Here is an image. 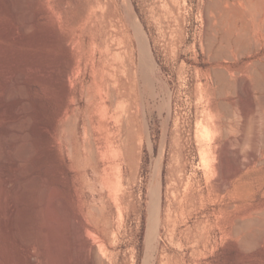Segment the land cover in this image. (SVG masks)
Listing matches in <instances>:
<instances>
[{"label": "rangeland", "instance_id": "1", "mask_svg": "<svg viewBox=\"0 0 264 264\" xmlns=\"http://www.w3.org/2000/svg\"><path fill=\"white\" fill-rule=\"evenodd\" d=\"M215 2L0 0V26L7 28L5 55L0 56L7 80L0 72V87L10 89L7 98H0V180L6 175L2 180L11 189L0 201L7 211L5 217L0 212L5 264H87L81 226L104 245L100 264H177L184 259V264H199V259L200 264H264V0H225L219 7ZM86 8L105 18L112 37L104 48L117 53L126 92L118 116L107 105L113 144L93 139L101 152L97 158L89 137L92 132L93 138L102 137L99 120L105 111L94 109L90 121L87 95L83 98L78 88V100H64V90L75 86L68 88L61 78L68 61L78 66L83 58L86 68L90 39L79 36ZM223 12L228 13L225 19ZM136 25L152 58L145 74ZM88 62L86 83L92 81L93 63ZM2 90L0 97H6ZM65 102L70 113L62 117ZM226 140L231 143L226 164L241 172L222 187L217 153ZM210 145L220 147L209 150ZM22 146L26 152L19 157ZM95 163L107 168L122 189L123 212L116 191L103 186L92 168L84 171ZM212 182L217 183L213 190ZM185 185L193 197L180 191ZM154 192H160L161 221L148 250ZM187 195L190 200L196 196L192 203ZM180 198L190 213L184 207L177 217L173 203ZM202 226L210 242L196 237L205 235ZM191 228L203 240L197 242ZM180 243L195 247L182 244V250ZM193 248L197 253L190 256Z\"/></svg>", "mask_w": 264, "mask_h": 264}, {"label": "bare ground", "instance_id": "2", "mask_svg": "<svg viewBox=\"0 0 264 264\" xmlns=\"http://www.w3.org/2000/svg\"><path fill=\"white\" fill-rule=\"evenodd\" d=\"M3 1H6V0H3ZM45 1V0H44ZM216 2H215V7H219L220 5H223V3H225V0H215ZM237 1H240V0H237ZM213 4V3H212ZM212 4L210 5V3H209V5L210 6H212ZM214 5V4H213ZM214 7V6H213ZM209 8H212V7H209ZM85 15H84V17H83V20H82V22H83V24H82V27H81V34L79 35L80 36V38H83V39H85L86 37H88L90 40H89V51H90V56H89V58H88V61L90 60V61H92V74H91V76H92V81L91 82H89V83H86V81H85V78H86V73H87V64L89 63L88 61H87V63L86 64H84L85 66H86V68H82V66H81V63H82V60H83V58H82V60L80 59V58H78V59H80L79 61V65L78 66H76V65H74L72 62H70V61H68V63H66L65 64V66H64V68L62 69V71H61V78H62V80H63V82L65 83V84H68L67 86H68V88L69 87H71V86H75V88L74 87H71L70 89H66V90H64L65 92L63 93L64 95H65V99L64 100H72V101H75L76 99H77V89L78 88H80L81 89V91H82V93L84 94V97L83 98H85V96L87 95V99L88 100H86V101H89V106H90V116H89V118H90V121L92 120V114H91V112L94 110V109H100L101 111L103 110V111H105V113H102V115H101V120H99L100 121V127H99V131H100V133L102 134V137H100V138H93L94 137V132H92L91 133V135H90V137H89V142H90V144H91V146L93 147V152H94V157H98L99 156V154H101V152L99 151V148L97 147V149H95V146H94V142H93V139H94V141H100V140H102V139H106L107 138V140L109 141V143L112 145L113 144V134L111 133V129L109 128V124L107 123V116H106V113H107V111H108V109H113L114 110V108H115V114L116 115H114V116H118L117 114L119 113V100L121 99V98H123L124 96L126 97V92H124L123 90L125 89V82H124V78H123V69H122V65H120L118 62L119 61H117V60H119V59H117L118 57H117V53L115 54V52L112 50V48L110 47V46H107V47H105L104 48V45H105V43L106 42H108L109 41V38L110 37H112V35L110 36V34H109V32L107 31V29H106V21H105V18H104V16L103 15H101L100 14V12L98 11V10H95V9H88V8H86L85 9V13H84ZM228 16V13L227 12H223L222 13V15H221V17H222V19H225L226 17ZM1 22V21H0ZM76 27H78L77 26V24H76ZM77 29V28H76ZM135 30L137 31L136 33H138V40H139V46H140V54H141V64H142V66H141V68L143 69V71H144V74H145V68H147V66L151 63V60H152V58H151V54H150V51H149V47H148V44H147V41H146V39H145V37L143 36V33H142V31H141V29L138 27V25H136L135 26ZM94 32H95V34H94ZM97 32H98V34H97ZM94 36H93V35ZM73 35V34H72ZM93 36V37H90V36ZM6 38H7V28H6V24L4 23V24H2L1 26H0V39L2 40L1 41V43H0V56H4L5 55V50H6V47H5V41H6ZM69 43H71L70 41H66V45L67 44H69ZM95 44V45H94ZM113 44V43H112ZM80 45V44H79ZM82 45V44H81ZM74 46V45H73ZM83 48V47H82ZM84 49V48H83ZM81 50V49H80ZM88 51V52H89ZM112 51L114 52V56H111V54H112ZM84 52V51H83ZM84 53H86V52H84ZM84 53H81V54H84ZM97 54L99 55V56H97ZM120 55V54H119ZM118 55V56H119ZM80 57H82V55H80ZM87 57V56H86ZM71 58V57H70ZM69 59V58H68ZM66 61V60H65ZM86 61V60H85ZM117 61V62H116ZM1 62H2V66H1V74H3L2 76L4 77V79L5 80H7L6 79V73H5V70H4V60H1ZM77 63V62H76ZM85 63V62H84ZM89 69V68H88ZM125 69V68H124ZM89 70H91V69H89ZM59 71V72H60ZM142 71V72H143ZM147 71V70H146ZM129 72H131V69H129L128 70V73ZM90 73V72H89ZM0 74V75H1ZM88 76H89V74H88ZM87 76V77H88ZM90 77V76H89ZM144 77H146V76H144ZM87 80H88V78H87ZM90 80H91V78H90ZM4 83V82H3ZM2 84V83H1ZM6 85V86H5ZM5 85H3L2 84V86L0 87V88H2L3 87V90H2V93L1 94H3V95H5V94H8V93H10V89L8 90L7 89V84H5ZM9 88V87H8ZM80 89H79V91H80ZM7 91H8V93H7ZM1 92V91H0ZM81 94V93H80ZM9 95V94H8ZM1 96V95H0ZM6 97H0V98H7V95H5ZM9 97V96H8ZM81 98H82V96H81ZM82 98V99H83ZM78 100V99H77ZM80 100V99H79ZM1 101V100H0ZM3 102V104H4V99L2 100ZM71 102V101H70ZM64 103V102H63ZM74 103V102H73ZM76 103H77V101H76ZM108 103L109 104H111L110 105V108H108L107 107V105H108ZM88 104V103H87ZM87 110V112H88V107L86 108ZM77 111L78 110H76V114H77ZM98 111V110H97ZM70 113V105H69V103L67 104L66 102H65V108H61V110H60V113H59V116H67L68 114ZM84 113H86V112H84ZM88 114V113H87ZM96 115V114H95ZM94 115V116H95ZM97 117H98V115H97ZM59 118V117H58ZM61 119V118H60ZM59 119V122L60 121H62V120H60ZM118 119V118H117ZM62 123V122H61ZM60 123V124H61ZM65 125V124H64ZM75 125V124H74ZM77 124H76V128H77ZM100 135V134H99ZM227 135V134H226ZM217 141H219V140H217ZM94 143V144H93ZM98 144V143H97ZM202 144V143H201ZM96 145V144H95ZM220 147V146H219ZM219 147H217V146H213V145H210L209 147H208V149L209 150H212V149H218ZM230 147H231V143L228 141V140H226V142L224 143V145H223V147H222V149L217 153V157H218V160H220V166L219 167H217L216 166V170H217V174L219 173L218 171H220V175L221 176H223V186L222 187H224L225 185H227L228 184V186H229V182L232 180V178L235 176V175H237L239 172H241V169L240 168H238L237 170H235L234 169V167L230 164H226V161H229L228 160V158H227V160H226V156L228 155L229 156V154H227V152H228V149H230ZM206 148V147H205ZM204 149V148H203ZM208 151V150H207ZM25 152H26V147L25 146H22V147H20L18 150H17V154H18V156L19 157H23L24 156V154H25ZM210 153V152H209ZM208 153V154H209ZM207 153H206V155H208ZM206 155H204V156H206ZM207 157H205V159H206ZM230 162V161H229ZM2 164V163H1ZM3 165V164H2ZM3 167V166H2ZM1 167V168H2ZM92 168L93 170H94V172L95 173H97L98 175H99V177H100V179H101V183L103 184V186H105V187H107L109 190H111V191H116V194H117V197H116V205H117V207H118V209H119V211H120V213L121 212H123V210H124V202H125V197H124V195L123 194H121L120 193V191H122V189L120 188V186L117 184V183H115L114 181H113V179L111 178V176H110V174L107 172V168L106 169H103V170H101L100 169V166H99V164L98 163H95V164H89V165H87V167H86V169L84 170V171H86V173H87V171H88V168ZM0 168V169H1ZM4 168H5V166H4ZM3 168V169H4ZM7 168V167H6ZM5 168V169H6ZM89 168V169H90ZM211 168H213V167H211ZM208 169H210L209 167H208ZM0 171H2V170H0ZM206 171H209V170H206ZM182 172V171H181ZM183 173V172H182ZM209 174H212V176H213V170L211 171V173H209ZM208 174V175H209ZM3 175H5V173H3ZM2 176V175H1ZM0 176V177H1ZM6 176V175H5ZM4 176V177H5ZM180 176V175H179ZM183 176V175H182ZM210 176V175H209ZM211 176V177H212ZM3 177V178H4ZM2 178V179H3ZM212 178H214V176L212 177ZM1 179V180H2ZM8 179V178H7ZM10 179V178H9ZM99 179V180H100ZM1 180H0V182H1ZM191 180V179H190ZM2 182H3V180H2ZM5 182V181H4ZM3 182V183H4ZM176 182V181H175ZM208 183V182H207ZM1 184V183H0ZM120 184V183H119ZM189 184V183H188ZM214 184H217V183H214V182H212V186H210L211 188L210 189H212V187H213V185ZM191 185V184H190ZM190 185L188 186V187H190ZM220 185V184H219ZM10 185H9V182H8V180L3 184V186H0V201L1 202H4V201H6V198H7V193H9V192H7L8 191V189L10 188L9 187ZM217 186V185H216ZM228 186H225V187H228ZM182 187V186H181ZM183 187H185V190H180V187L178 188V190H180V191H185V192H182V193H186V194H188L189 193V191L191 192V188H186V185L185 186H183ZM218 187V186H217ZM216 187V188H217ZM222 187H221V189L220 190H222ZM175 188V187H174ZM105 189V188H104ZM176 189H177V186H176ZM175 189V190H176ZM189 189V190H188ZM209 189V190H210ZM214 189V188H213ZM212 189V190H213ZM217 189H219V188H217ZM223 189H225V188H223ZM9 190H11V189H9ZM219 190V191H220ZM188 193H187V192ZM192 191H194L193 190V188H192ZM173 192H174V189H173ZM172 192V193H173ZM176 192H178L179 193V191H177L176 190ZM175 192V193H176ZM195 192V191H194ZM210 192V191H209ZM174 193V194H175ZM178 193H176V195H180L181 194V192H180V194H178ZM193 192H191L190 194H189V197L190 196H194V195H191ZM211 193V192H210ZM111 194H112V192H111ZM116 194L114 193V195L116 196ZM174 194L172 195L173 196V199H174ZM201 194V193H200ZM203 194V193H202ZM201 194V195H202ZM159 195H160V192H159V194H157L156 192H154L153 194H152V196H151V200H150V203H149V209H148V230H147V237H146V246H147V249L148 250H150L151 248L153 249V244H154V242H155V240H156V237H157V234H158V230H159V225H160V221H161V216H160V198H159ZM175 195V196H176ZM185 195V194H184ZM184 195H182L181 197H184ZM210 195V194H209ZM9 196V195H8ZM171 196V197H172ZM204 196V195H203ZM188 197V195L186 196V198ZM189 197L187 198V200H189L190 202H191V200L192 199H194V198H192L191 200L189 199ZM202 197V196H201ZM176 198H179V197H177L176 196ZM185 198V197H184ZM183 198V200H185ZM9 199V198H8ZM182 198H180V201H175V203H173L172 204V202H171V205H173L174 206V208L175 209H173L175 212H176V216L177 215H179V212L178 211H180V210H184L183 208L185 207V203L187 202H185L184 203V201L183 200H181ZM175 200V199H174ZM177 200H179V199H177ZM10 201V200H9ZM194 202V201H193ZM7 203H8V201H7ZM192 203V202H191ZM191 203L188 205L189 207H190V205H191ZM187 204H188V202H187ZM194 204V203H193ZM10 205V204H9ZM9 205H7V206H9ZM5 204L3 203L2 204V206H0L1 207V215H2V217H5V213L7 212L6 210H5ZM9 210V209H8ZM187 210H188V208H187ZM186 210V207H185V211H187ZM6 211V212H5ZM169 211V210H168ZM173 211V213L175 214V212ZM170 212V211H169ZM182 212V211H181ZM188 212L190 213V210H188ZM187 213V212H186ZM188 213V214H189ZM123 214V213H122ZM182 214L183 215H186L185 213H184V211L182 212ZM170 217H172L171 215V212H170ZM180 215H181V213H180ZM179 215V216H180ZM182 216V215H181ZM2 217H0V218H2ZM8 217V216H7ZM178 217V216H177ZM186 217H188L187 215H186ZM176 218V217H175ZM181 220H182V218L181 217H179ZM185 217L183 216V219H184ZM187 219V218H186ZM4 220V219H3ZM7 220V219H6ZM5 220V221H6ZM177 218H176V222H177ZM188 220V219H187ZM180 221V220H179ZM178 221V222H179ZM0 222H1V220H0ZM183 222H184V220H183ZM186 222V221H185ZM184 222V223H185ZM3 223H4V221H3ZM7 223V222H6ZM6 223H4V224H6ZM180 223H181V221H180ZM4 226H6V225H4ZM178 226L179 225H177V223H175L174 222V228H173V230L174 231H176V229L178 228ZM180 226H181V224H180ZM9 227V226H8ZM201 228H202V230H201ZM201 228H197V229H199V231L201 230L202 231V233L203 234H205L204 232H206V233H208L207 231H204L205 229V226H202ZM206 228H207V226H206ZM6 229V228H5ZM179 229V228H178ZM190 229V228H189ZM188 229V230H189ZM204 229V230H203ZM196 230V229H195ZM173 231V232H174ZM190 231H192L193 233H192V235L194 234V229H192L191 228V230ZM210 231V230H209ZM78 232H80L79 233V235L81 236V238H82V241H81V245L83 244V246L84 247H81V248H84V255H85V259H87V264H100V257H105L104 256V254H103V244L101 245L100 243H98V241L97 240H99L100 238L97 236H95V232L93 233V232H91V231H89V230H87V229H85L84 227H80V229H79V231ZM185 232V231H184ZM177 233V232H176ZM187 233V231L185 232V234ZM197 233H198V231H197ZM196 233V231H195V234H197ZM201 233V232H200ZM201 233V234H202ZM188 234V233H187ZM186 234V235H187ZM195 234L193 235L194 236V238H196L197 236H200V238L201 237H203V238H209V234L207 235V234H205V235H200V234H198V235H196V237H195ZM184 235V234H183ZM192 235H191V239H190V241H192L193 240V238H192ZM182 236V235H181ZM185 236V235H184ZM189 236H190V234H189ZM186 237H188V235L186 236ZM98 238V239H97ZM183 238V237H182ZM185 238V237H184ZM199 238V240H203V239H200ZM205 238V239H206ZM178 239H180V238H178ZM177 239V240H178ZM188 239H189V237H188ZM197 239V242H200L199 240H198V238H196ZM203 240V242L204 241H209V239H206V240ZM177 240H176V242H177ZM187 240V239H186ZM185 240V241H186ZM195 240V239H194ZM193 240V241H194ZM1 241V240H0ZM96 241H97V243L98 244H96ZM180 241H182V240H180ZM184 241V242H185ZM192 241V242H193ZM194 242H196V240L194 241ZM202 241H201V243H203ZM210 242V241H209ZM178 243H179V241H178ZM186 243V242H185ZM206 243V242H205ZM181 244V243H180ZM183 244V243H182ZM182 244L180 245V246H182ZM195 244H197V243H195ZM200 244V243H199ZM198 244V247H199V249L198 250H200V252H201V245H199ZM210 244V243H209ZM184 246H186L187 245V247H189V245H191V244H183ZM194 245V244H193ZM193 245H191V246H193ZM204 246L205 245H207V247L205 246H203L204 248H206V250H207V248H208V243H206V244H203ZM184 246H182V247H180V248H182V250H183V247ZM190 246V247H191ZM177 247H179L178 245H177ZM189 247V248H190ZM194 247H195V245H194ZM204 248H203V250H204ZM106 249V248H105ZM192 249V248H191ZM194 249V248H193ZM197 249L195 250L196 252H191V254L192 255H190V256H194V254L195 253H197ZM147 250V251H148ZM180 250V249H179ZM185 250V249H184ZM81 251H83V249L81 250ZM154 251V250H153ZM180 252V251H179ZM200 252H198V253H200ZM83 253V252H82ZM147 253V252H146ZM178 253V252H177ZM183 253H184V251H183ZM204 253V252H203ZM203 253H202V255H203ZM155 254V253H154ZM175 254V253H174ZM179 254H182V252L181 253H179ZM103 255V256H102ZM148 255V254H147ZM189 255V254H188ZM201 255V256H202ZM80 256H81V254H80ZM174 258L176 257V256H174V255H172ZM171 256V257H172ZM178 256V255H177ZM200 256V254H199V256H195V258L196 257H201ZM107 257V256H106ZM182 257V256H181ZM178 259H176V261L177 260H179V258L180 257H177ZM183 258V257H182ZM182 258H180V260L182 259ZM188 258H189V256H188ZM191 258V257H190ZM202 258H204V257H202ZM109 259V258H108ZM172 260H175V259H173V258H171ZM194 259V258H193ZM104 260V259H103ZM168 260V259H167ZM167 260H165V262L167 263ZM185 260V259H184ZM183 260V262L181 263L180 261V263L181 264H184V261ZM188 260V259H187ZM190 260H192V259H190ZM202 260V259H201ZM169 261V260H168ZM182 261V260H181ZM199 261V264H200V259L198 260ZM86 262V261H85ZM107 261H105V263H106ZM147 262H148V260H147ZM189 263H190V261H188ZM194 262V261H193ZM169 264H172V262L170 261V262H168ZM167 263V264H168ZM180 263H178L177 262V264H180ZM0 264H5V260H4V258H3V256L1 257V254H0ZM20 264V263H19ZM191 264V263H190ZM194 264H196V263H194ZM208 264V263H207Z\"/></svg>", "mask_w": 264, "mask_h": 264}]
</instances>
